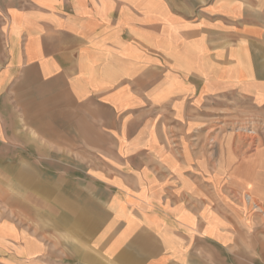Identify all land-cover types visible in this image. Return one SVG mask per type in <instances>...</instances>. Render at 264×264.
Returning a JSON list of instances; mask_svg holds the SVG:
<instances>
[{
  "label": "crops",
  "instance_id": "crops-1",
  "mask_svg": "<svg viewBox=\"0 0 264 264\" xmlns=\"http://www.w3.org/2000/svg\"><path fill=\"white\" fill-rule=\"evenodd\" d=\"M235 90L264 100V0H0V168H47L65 233L0 216V262L264 264V134L200 119Z\"/></svg>",
  "mask_w": 264,
  "mask_h": 264
},
{
  "label": "rangeland",
  "instance_id": "rangeland-1",
  "mask_svg": "<svg viewBox=\"0 0 264 264\" xmlns=\"http://www.w3.org/2000/svg\"><path fill=\"white\" fill-rule=\"evenodd\" d=\"M169 1L175 5L179 2L180 6L186 7L190 3L201 4L209 0ZM239 74L240 72L236 71V75ZM263 101V99L258 101L257 97L252 95L242 96L238 93V90L225 95L209 97L205 102L199 104L202 126L216 133L219 131L230 132L233 136V143L237 145V148L242 149L244 155H249L254 152L257 147V140L264 134ZM242 128L248 130L244 131ZM88 136L90 141L101 142L103 140L99 132L94 129H89ZM210 143L212 146L215 145L216 142L213 137ZM89 154L91 156L92 153ZM9 155V167L0 168V216L25 225L35 230V232L36 228H41L37 234L45 237L48 241L59 240L60 236H64L65 233L49 231L50 223L54 224L55 220L50 217L51 213L54 214V209H49L51 201L47 195L48 185H36V176H48V169H36V161L33 159L21 161L18 166L16 164L12 165L13 153L10 151ZM54 202L52 201V203ZM57 203V208H64V200H58ZM92 203L102 204L99 201H93ZM249 207L255 211L251 207V203ZM7 225V221L4 220L0 223V229H5ZM0 264L2 263L0 262Z\"/></svg>",
  "mask_w": 264,
  "mask_h": 264
},
{
  "label": "built area",
  "instance_id": "built-area-1",
  "mask_svg": "<svg viewBox=\"0 0 264 264\" xmlns=\"http://www.w3.org/2000/svg\"><path fill=\"white\" fill-rule=\"evenodd\" d=\"M244 197L247 203L248 204L251 203V207H253V209L256 212L260 213L264 219V207L262 206V204L256 198H254L250 193H245Z\"/></svg>",
  "mask_w": 264,
  "mask_h": 264
},
{
  "label": "bare ground",
  "instance_id": "bare-ground-1",
  "mask_svg": "<svg viewBox=\"0 0 264 264\" xmlns=\"http://www.w3.org/2000/svg\"><path fill=\"white\" fill-rule=\"evenodd\" d=\"M239 129H241V128H239ZM244 131H247L248 129L247 128H242ZM253 208V207H252Z\"/></svg>",
  "mask_w": 264,
  "mask_h": 264
}]
</instances>
